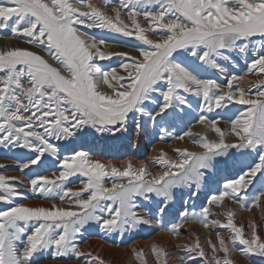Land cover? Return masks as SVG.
I'll return each instance as SVG.
<instances>
[{
  "label": "snow or ice",
  "instance_id": "obj_1",
  "mask_svg": "<svg viewBox=\"0 0 264 264\" xmlns=\"http://www.w3.org/2000/svg\"><path fill=\"white\" fill-rule=\"evenodd\" d=\"M81 26L112 35H89ZM0 36L23 38L40 50H0V146L25 150L17 167L30 176L25 183L0 174V203L7 206L0 208V264H45L49 254L105 264L77 243L86 226L122 235L151 225L147 203H156L162 217L179 190L199 196L209 171L225 158L239 163L236 177L226 179L199 212H182L179 223L165 227L158 219L160 230L179 236L191 220L229 231L227 241L218 231L216 243L208 239L210 251L199 237L177 245L188 256L179 264H235L234 252L264 261V238L254 220L246 233L231 207L213 212L225 200L246 211L264 207V0H0ZM116 43L134 47L138 55L109 50ZM237 56L248 64L242 76L229 72ZM114 57L121 58L115 67L98 63ZM249 75L259 79L247 80ZM194 104L200 112L196 123L218 139L194 138L202 151L176 148L177 160L161 151L152 158L163 169L157 175L145 162L137 167L129 160L119 168L93 159L90 151L69 148L88 132L115 137L130 129L139 133L149 123L159 128L160 141L184 140L193 136L190 127L176 135L166 124ZM214 110L236 114L210 119ZM224 119L227 129L219 126ZM72 177L86 178L79 180V190L70 186ZM256 183L261 188L249 195ZM24 189L52 206L20 203L28 199ZM66 199L67 207L56 203ZM151 252L156 264H167L163 247L153 245ZM134 254L147 264L142 249Z\"/></svg>",
  "mask_w": 264,
  "mask_h": 264
},
{
  "label": "rangeland",
  "instance_id": "obj_2",
  "mask_svg": "<svg viewBox=\"0 0 264 264\" xmlns=\"http://www.w3.org/2000/svg\"><path fill=\"white\" fill-rule=\"evenodd\" d=\"M94 3L99 2V0H93ZM116 0H114V3ZM109 12L110 9H107ZM141 23H146L141 21ZM83 31H87L89 35H95L97 37L100 36H111V33H107L101 29H84L81 26ZM5 35L7 33L5 32ZM151 38L156 39V36H152ZM120 40H128L130 44H137L138 41H135L132 38H124L119 37ZM12 41L10 44L9 42ZM114 46V47H113ZM11 47H22V48H31L33 51H40L39 49L27 44L24 42L23 38H7L5 39L4 36H0V50H5ZM112 50L115 48H119V51L116 52H130L132 55H138L134 47H127L123 44L116 43L111 44L110 47ZM42 55H46L45 53L41 52ZM47 58V57H46ZM237 63L235 66L229 68V72L238 76H242L247 72L248 64L245 62L243 57H236ZM121 62L120 57H114L113 60H105L99 61L98 63L105 66H117ZM120 70V71H119ZM117 71L123 74L122 69L117 67ZM247 80H257L259 79L258 76L249 75L246 77ZM222 82L224 78H221ZM243 86L248 87L247 83ZM104 91H108L107 86H103ZM246 106L237 105L236 108L243 110ZM194 110H186L184 113H180L174 117L173 120L169 121L166 126L169 127L170 131L174 134L179 135L182 134L184 131L188 130L190 127L191 130L195 126H203L201 124L196 123V117L200 114L199 109L196 105H193ZM217 113L224 115L225 117L234 116L236 113L235 111L229 110H214L212 113H208L209 118H215ZM229 125L228 120L224 119L220 121V127L222 129H227L226 125ZM145 128H149L148 131L151 134V138L146 142L139 141L137 143L134 142V130L133 132L129 130V133L125 134H117L115 137H108V136H100L94 132H88L87 135L80 137L75 143L69 145L70 149L75 150H86L92 153V158L100 160L104 164H112L119 168H123L127 161H131L135 166L139 167L141 162H145L148 164L149 171L153 175L159 174L163 169L162 166L158 164L152 163V158L155 157L161 151L167 153L168 158L172 160L180 159L178 153L175 152L176 148L184 149L187 148L189 151L199 152L202 151L197 144L193 143V139H198L200 136L207 135L209 140H216L218 137L212 131H210L207 127L203 128L201 132L197 131L196 133L192 132L193 136L184 138L185 143L183 140H164L160 141L158 139L159 136V128L153 126L151 123L147 124ZM206 131V132H204ZM203 132V133H202ZM152 139V140H151ZM234 138H229L231 141ZM187 141V142H186ZM134 142V143H133ZM175 142H183L177 144ZM189 142V143H188ZM160 144V145H159ZM191 144V145H190ZM163 147H159V146ZM157 146V148H155ZM189 146V147H188ZM192 146V147H190ZM195 147V148H194ZM65 154H70L69 152H65ZM25 150L21 149H8L0 146V164L7 165V168H0V174L11 176V177H20L22 180L27 183L30 179L29 175H25V173H21L17 167V159L16 158H24ZM226 162L219 164L216 168L209 171V181L206 186L201 187L199 196L196 197H189V189H181L176 197V199L169 203L168 208L166 209L165 214L162 217L158 216V205L156 203H147V207L149 209L148 214L152 216L153 222L151 225H140L138 228L134 230H130L128 232L121 234L118 233H106L101 230L96 225L86 226V230L83 231L82 235L78 237L77 243L80 245L81 250H84L86 245L90 246L88 250L85 252H92L94 255L100 256L105 264H140L135 258L134 249L136 250H143L145 259L147 264H156L154 255L151 252V248L147 246V243L151 241L159 232L160 225L158 223V219L163 220V225L165 227H170L173 223H179L182 220L180 215L181 212L188 211L191 213L193 210L199 212L200 209L204 206H207V200L211 195L218 194V188L226 179L235 178L238 174L240 165L234 160H228L225 158ZM54 170V169H53ZM27 171V170H26ZM41 174L43 175H51V172L47 169H42ZM58 174V173H57ZM80 177H72L70 180V186L73 190H79L83 185L79 182ZM108 186H111L110 181L108 182ZM261 188L259 183L254 184L252 187L248 189L249 195H254L257 191ZM24 195L28 197V199H21L19 202L24 203L28 206H44V207H51V202L48 200L35 197L27 189H24ZM56 203L61 207H67L71 201L65 200L63 202L56 201ZM225 204L230 205H238L237 203H231L228 200H225ZM7 207L3 203H0V208ZM219 208V207H216ZM143 214V213H142ZM221 217V218H220ZM219 218L222 221H226V217L221 215ZM240 217V216H239ZM236 216V223L240 225V218ZM214 218V217H210ZM188 223H196L199 224L203 230L210 231V229H205L203 225L199 222H193L191 220L184 222L183 228ZM257 224L258 222L255 221ZM247 224H242L245 226V232H248ZM258 230L262 238H264V233H262V226L261 224H257ZM180 228L181 235L180 236H188L187 231H182ZM220 232L225 240L229 239V231L226 229H216L213 230V235L215 237V242H217L216 232ZM166 234L173 235L171 232L163 231ZM198 235V234H197ZM191 236H195L191 234ZM200 242L202 245L205 246L206 251H210L208 249V242H204L203 240L208 239L209 237L198 235ZM197 236V237H198ZM138 244V245H137ZM146 244V247H145ZM186 244V243H184ZM100 245V246H99ZM135 245V247L133 246ZM237 247L240 245L237 244ZM131 248V249H130ZM133 248V249H132ZM147 248V249H146ZM113 249V250H112ZM115 249V250H114ZM128 251V252H127ZM168 253L167 257V264H179L181 260H186L188 258L187 253L182 250H173V249H166ZM221 256L224 254L221 252ZM232 259L234 260L235 264H264V261L261 260L259 257H251L247 258L240 252H234L232 255ZM84 258H61L55 259L52 258L49 254V258L45 262V264H82ZM93 264H98V262L94 261Z\"/></svg>",
  "mask_w": 264,
  "mask_h": 264
},
{
  "label": "bare ground",
  "instance_id": "obj_3",
  "mask_svg": "<svg viewBox=\"0 0 264 264\" xmlns=\"http://www.w3.org/2000/svg\"><path fill=\"white\" fill-rule=\"evenodd\" d=\"M9 43L11 44L12 41H10ZM109 50L116 52V51H119V48H115L114 50H112L111 48H109ZM226 126L229 127L228 124ZM204 127L203 126L202 127L201 126H195L191 131L194 132V133H196L197 131L201 132ZM148 129L149 128H145L144 130L140 131L139 133H137L136 131L133 132V130H130L134 134V138H133L134 142L135 143H137L139 141L146 142L147 140H149L151 138V134H149L150 132L148 131ZM204 132H206V131H204ZM183 141L185 143V140H183ZM175 143H177V144L181 143L182 144L183 142H175ZM186 144H184V145H186ZM161 147H163V146H161ZM190 147H192V146H190ZM155 148H157V146ZM261 203H262V205H264V197L261 198ZM225 206L231 207L233 210H235L237 212V217L240 216L239 217L240 218V225H242V224L245 225V223H248L249 220H254V221H257L259 224L263 225L262 226V233H264V216H262V212H264V207H253L251 211H246V210H242L238 205L224 204V205H222L219 208L213 207V212L214 213H221V212L224 211ZM181 213H180V215H181ZM181 230L182 231H187L189 235L188 236H180V235L179 236H176V235L166 234L165 232L159 230L158 234L151 241H149L147 243V246L148 247H150V246L152 247L153 245H159V246L163 247L165 250L166 249L179 250V248L177 247V245L184 244V243H186V244L187 243H191L192 241L195 240V238L198 235H202L204 237L208 236L209 238H211V240H212L213 243L215 242V237L213 235V230L205 231V230H203V228L199 224H196V223H188L183 228H181ZM191 234L196 235V237L195 236L194 237L191 236ZM208 239H205L203 241L207 243L208 242ZM133 246L135 247V245H133ZM87 247L89 248L90 246L86 245L84 247V250L85 251L88 250ZM145 247H146V244H145Z\"/></svg>",
  "mask_w": 264,
  "mask_h": 264
}]
</instances>
